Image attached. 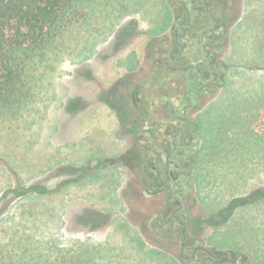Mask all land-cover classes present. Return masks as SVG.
I'll list each match as a JSON object with an SVG mask.
<instances>
[{
  "label": "rangeland",
  "instance_id": "1",
  "mask_svg": "<svg viewBox=\"0 0 264 264\" xmlns=\"http://www.w3.org/2000/svg\"><path fill=\"white\" fill-rule=\"evenodd\" d=\"M233 1L232 8L240 11V0ZM169 2L176 16L184 18L180 2ZM245 4V18L233 34L234 54L245 64H236L240 71L231 75L229 87L232 92L249 93L264 87V0H245ZM219 8L225 11L228 7ZM167 9L165 0H91L84 20L64 34L37 63L30 99L0 112V250H10L14 255L21 249L28 257H49L56 256L60 247L83 241L92 246L123 249L122 257L129 264H175L159 252L156 255L153 251H138L141 238L131 226L128 203L122 202L125 194L117 189L121 176L117 169H99L88 174V178L77 179L74 177L84 170L73 169L90 159L94 164L101 163L131 150L140 153L141 162L147 159V172L153 165H161L160 158L165 157L160 145L164 141L162 131H170L172 122L163 94L177 95L180 89L159 88L164 71L153 60H158V51L173 47L172 37L170 32L150 36L136 17L153 21L154 16V33L168 21ZM198 27L195 24L191 29ZM256 37L262 38L259 46L248 45ZM227 44L228 38H223L216 53L221 61L216 63V86L223 71L226 82L228 65L223 52ZM126 50L135 54L124 64L140 65L134 72L120 68L119 61ZM229 61L232 62L230 57ZM249 66L253 71L244 70ZM178 76L179 72L162 83L175 86ZM119 80L125 83L120 85ZM113 84L119 86L118 98L125 108L134 110L128 119H135V137L140 139V146L129 151L125 144L132 136L126 131L132 126H126L121 132L124 139L117 140L116 118L107 105ZM222 87H216L212 95L201 96L188 111L189 117L202 125L196 134L195 148H189L191 155L194 151L200 156L195 163L197 174L192 178L195 185L191 188L189 183V192L194 196V205L204 207L205 218L219 219V224H204L208 245L236 247L253 264H264V201L257 206L238 207L231 218L220 219L232 200L264 186V154L250 165L241 157L238 159L244 153L241 148L239 155L233 154L232 165L222 164L216 157L219 143L226 139L231 138L236 150L237 140L232 132L238 128L237 121L221 115L239 112L242 106L228 107L222 98L195 117ZM193 127L189 125L188 132ZM227 129L230 137L225 135ZM99 209L110 215L113 226L97 232L72 229L91 225L86 222L88 213ZM194 210L197 213V208Z\"/></svg>",
  "mask_w": 264,
  "mask_h": 264
},
{
  "label": "flooded vegetation",
  "instance_id": "2",
  "mask_svg": "<svg viewBox=\"0 0 264 264\" xmlns=\"http://www.w3.org/2000/svg\"><path fill=\"white\" fill-rule=\"evenodd\" d=\"M178 1L185 15L182 19L176 16L171 28L170 45L173 47L165 52L158 51V60H153L155 66L161 67L164 71V75L158 82L159 88L167 90V87H170L169 89L174 91L180 89L177 95L163 94V97L167 98L165 105L169 109L172 122L169 124L170 131H162L164 141H161L160 145L165 157L160 158L161 165H153L150 172H147V159L141 162L139 152L129 151L130 148L140 146V139L136 140L135 137V119L133 121L128 119L134 110L125 108L118 98L119 86L117 88L116 84H113L112 97L107 100V105L116 118L117 140H123L121 132L126 126H132L131 130L126 131L132 136L131 138L129 136L127 146L125 144L129 153L123 151L110 161L105 160V162L94 164L95 161L92 162L93 159H90L84 165H75L73 169L84 170V172L74 178L87 177L88 174L96 173L99 169L104 170L109 167L117 169V173L121 175L117 189L125 194L122 202L128 203L126 211L131 226L136 229L135 231L145 244L144 251H153L156 255L159 252L165 260L173 261L175 264H253L252 259L236 247L222 248L207 244L204 239L206 237L204 224L212 226L214 223L210 222L208 217L205 218L203 206L194 205V196L189 192V183L191 188L195 185L193 177L197 174L195 163L198 154L193 151L191 155L189 148H195V138L200 130V124L189 117L188 111L193 108L195 101L207 95L195 96L191 93L197 86L196 81L189 80L193 77L190 69H197L203 75V68L210 66L212 53L219 52V43L223 38L229 37L231 27L240 13L239 10L232 8L233 0ZM226 5L228 8H225V11L219 8ZM212 8H214L213 12H211ZM227 10L230 11L227 13ZM195 24H199V27L196 30L191 29ZM206 50L210 51L206 55L207 62L203 54ZM178 72L180 76L175 78V86L162 83L167 77ZM211 72H215L214 67H211ZM212 73L211 77H213ZM211 77L209 74L202 76L199 84L209 82ZM124 83L119 80L118 84ZM202 91L203 88L199 87L198 92ZM129 98L133 102V96ZM189 125L194 126L190 132L187 130ZM137 126L140 127V125ZM195 197L199 198L198 193ZM100 210L88 213L86 222L91 225H80L82 230L97 232L113 226L110 215ZM72 229L78 230L74 227ZM137 244L139 245V242Z\"/></svg>",
  "mask_w": 264,
  "mask_h": 264
},
{
  "label": "trees",
  "instance_id": "3",
  "mask_svg": "<svg viewBox=\"0 0 264 264\" xmlns=\"http://www.w3.org/2000/svg\"><path fill=\"white\" fill-rule=\"evenodd\" d=\"M90 1L0 0V112L30 99L33 71L36 70L37 63L47 51L52 50L59 43L64 34L84 20ZM209 52L206 50L203 53L206 62V55ZM210 61V66L203 68V75L197 69H190L193 77L189 80L196 81L197 86L191 92L195 96L212 95L216 92V87H222L224 84L225 71L221 73L220 82L216 86V61L218 63L221 61L216 57L215 52L212 53ZM211 67H214V73L211 72ZM208 74L211 77L210 81L199 84V79ZM199 87L203 88L202 92H198ZM262 89L252 90V98L242 101L240 103L242 108L239 112L229 117L238 124V128L232 132V136H235L237 140L236 150L234 151L231 144V138L221 141L219 150L216 152L218 162L232 165L233 154L239 155L240 153L238 148L244 152L242 156H238V159L241 157L246 165L257 162L258 158L264 154V87ZM228 132V129L225 130V135L229 136ZM196 158H199V154ZM262 201H264V186L251 189L246 195L232 200L226 206V211L221 213L222 218L220 219L231 218L232 212L238 207L257 206ZM237 202L238 204H235ZM213 220L209 219L214 224L220 223L219 219L213 218ZM144 247L145 244L142 241L139 242L138 251L143 252ZM19 252L12 255L10 250H0V264L128 263L127 259L122 257L123 249L117 251L105 245L92 246L89 242L83 241L76 242L69 247L58 248L56 256L28 257L26 251H22L21 254Z\"/></svg>",
  "mask_w": 264,
  "mask_h": 264
},
{
  "label": "crops",
  "instance_id": "4",
  "mask_svg": "<svg viewBox=\"0 0 264 264\" xmlns=\"http://www.w3.org/2000/svg\"><path fill=\"white\" fill-rule=\"evenodd\" d=\"M165 3L167 5V11H168V16H169V19L168 21L163 25L161 26V29L160 30H157L155 31L154 33H151V28L153 26V23L155 22V18L153 16V21H149V20H146L144 17L142 18H138L136 17L137 20H139L141 23V28H144L146 29V33L149 34L150 36H161L163 34H166L168 32L171 31V28L175 22V19H176V14L174 12V9L171 5V3L169 2V0H165ZM245 0H240V6H241V9L239 11V16L235 19L236 21L234 22L233 26L231 27V30H230V35L228 37V44L226 46V48L224 49V52H223V60L224 62L228 65V71L226 73V82L224 84V86L222 87L220 93L217 95V96H214L211 101L208 102V105L206 106V108H202L201 110L197 111L195 117L198 118L199 115L202 114L203 111H205L209 105H215L213 103H216V101H220L222 98H224V104L228 105L229 106H233L234 104H236L235 108L238 107V105H240V103L242 101H245V100H248V99H251V95L253 92H245V91H242V92H232V89L233 88H230L229 87V81L231 79V75L233 74H237V71H240V67L236 66L237 65H244L245 63L242 61L241 57L239 59L236 58V55L234 54V46H233V34L235 33L236 31V28L239 26V24L243 21V19L245 18V14H246V11L244 10L245 9ZM244 10V11H243ZM252 39V38H251ZM255 41H250L248 45H254L255 46H259V44L261 43L260 41L262 40V38H254ZM238 41V40H237ZM260 42V43H259ZM251 47V46H250ZM132 53H134L132 50H126V53L124 56H122V60L119 61V63H121L122 65L120 66V68L122 69V71H128V72H134L136 70H138L140 68V65L138 63H130L132 64V66H130L129 63H126L124 64V62L128 61L131 59V55ZM137 53H139L137 51ZM135 54V53H134ZM231 58L232 59V65H230V63L228 62L227 63V60L228 58ZM137 58V57H136ZM120 59V57L118 58ZM134 59V58H133ZM263 68V67H262ZM246 69H249L250 71H253V67H244V70ZM120 74V73H119ZM228 80V81H227ZM226 91V92H225ZM225 93V96H223V94ZM235 113H232L230 112L229 115H227V113H222L221 117L224 116V117H230V116H234ZM202 125H200V129H201ZM200 157V156H199Z\"/></svg>",
  "mask_w": 264,
  "mask_h": 264
}]
</instances>
